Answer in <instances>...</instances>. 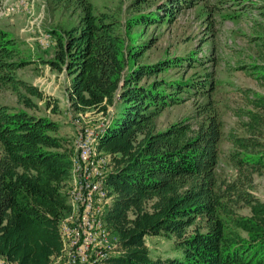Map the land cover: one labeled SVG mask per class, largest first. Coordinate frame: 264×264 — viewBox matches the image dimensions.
Returning <instances> with one entry per match:
<instances>
[{"label":"trees","instance_id":"1","mask_svg":"<svg viewBox=\"0 0 264 264\" xmlns=\"http://www.w3.org/2000/svg\"><path fill=\"white\" fill-rule=\"evenodd\" d=\"M49 1L78 16L52 29L54 55L42 59L67 74L70 107L103 114L114 108L97 144L111 157L105 182L112 197L104 216L117 246L108 263L264 264V200L253 192L254 175L264 173V93L240 90L237 126L226 134L234 173L224 174L218 168L224 122L214 80L209 73L202 79L160 73L191 67L203 54L146 60L153 41L132 31L199 0H169L148 11L139 4L149 0H132L136 11L123 30L113 12L92 0ZM27 62L17 40L0 28V88L22 104L0 101V255L12 264H51L63 251L60 223L71 209L65 188L74 145L58 132V120L36 112L34 97H49L17 73ZM252 66L264 77V63ZM188 97L195 99L191 114L157 126L161 110ZM153 235L172 237L181 255H152L145 239Z\"/></svg>","mask_w":264,"mask_h":264},{"label":"rangeland","instance_id":"2","mask_svg":"<svg viewBox=\"0 0 264 264\" xmlns=\"http://www.w3.org/2000/svg\"><path fill=\"white\" fill-rule=\"evenodd\" d=\"M92 1L97 9L113 12L120 20L121 30L124 28L126 18L136 11L131 5L132 0ZM166 1L169 0H149L141 2L139 6L142 11L154 10L160 3ZM220 2L221 0H199L183 6L177 5V8H171V12L165 14L163 21L135 24L132 31L138 33L139 37L153 41L143 56L146 60L154 61L165 56L184 55L188 52L203 54L202 62H197L191 67L169 66L160 73L169 76L185 73L186 76L196 79H202L209 73V77L214 80L212 95L224 122V136L218 142L220 150L218 168L220 172L232 175L234 167L227 154L233 146L226 138V134L237 126L234 107L242 101L240 90L250 87L264 93V77L252 66V63H264L261 54L264 51V14H260L262 9L264 11L262 6L264 0H228L222 7H215ZM77 17L76 13L61 5L55 6L49 0H0V28L17 40L21 53L29 59V62L17 69V73L38 85L49 97L46 100L34 97L38 103L36 112L58 120V132L73 142L72 172L68 187L65 188L69 201L71 190L85 183L78 169L74 167V163L75 165L84 163V159L80 157L83 151L81 128L96 130L90 140H86V144L93 143L92 150L97 154L91 161L100 164L99 175L92 179L102 181L103 176L110 170L111 157L100 152L97 144L100 128L107 123L114 111V108L110 107L108 114L92 110L75 112L70 107L68 99L67 74L50 67L42 60L54 55L55 37L52 29L66 28L74 24ZM204 98V95L198 96V100ZM194 100L193 97H188L179 103L167 105L156 117L157 126L164 127L178 118L191 114ZM0 101L18 107L22 105L8 88H0ZM55 103L58 109L53 111ZM253 192L264 200V173L254 175ZM242 211L246 212L247 209L244 208ZM111 238L116 241L113 232ZM145 241L152 255H181V250L174 245L172 237L153 235L147 236ZM114 253L115 251H112L111 255ZM56 260L52 258V264H55Z\"/></svg>","mask_w":264,"mask_h":264},{"label":"bare ground","instance_id":"3","mask_svg":"<svg viewBox=\"0 0 264 264\" xmlns=\"http://www.w3.org/2000/svg\"><path fill=\"white\" fill-rule=\"evenodd\" d=\"M96 131L91 134L92 137ZM92 144H85L83 157V164L75 165L74 167L78 169L81 177H83V184L79 185L76 189L71 190V198H70V211L65 215L62 222L60 223V233L63 242V251L59 256H54V260H56L55 264H69V256L71 252V241L73 239L72 226H79V217L81 214L80 207V194L84 185V200L86 202V213L87 215H91V223H93V229L98 230V234L102 239H110L113 243L108 244L107 248H100V255L98 256L97 264H109L108 258L111 255L112 251H116V241L114 242L111 238L113 230L111 229L109 223L105 219L104 213L108 203L111 201V194L109 193V189L107 188L105 177L103 176L102 181L97 180L95 184V180L92 179L94 176L99 175V165L98 162L91 161L95 159L94 157L97 155L96 151L92 150ZM96 154V155H95ZM111 167V166H110ZM101 168V167H100ZM73 172L74 168H73ZM82 181V180H81ZM107 210V209H106ZM97 212V213H96ZM66 219H70V221H66ZM65 259V260H64ZM0 264H12L5 257L0 255ZM52 264V261H51Z\"/></svg>","mask_w":264,"mask_h":264},{"label":"built area","instance_id":"4","mask_svg":"<svg viewBox=\"0 0 264 264\" xmlns=\"http://www.w3.org/2000/svg\"><path fill=\"white\" fill-rule=\"evenodd\" d=\"M83 132V151L86 140L96 130H85ZM83 151L80 157H83ZM81 176V175H80ZM97 179H95V184ZM84 185L80 194L81 214L79 217V226H72L73 239L71 241V252L69 256V264H97L100 248H107L108 244L113 243L110 239H102L98 230L93 229L91 223V215L86 213V202L84 200ZM97 213V212H96ZM70 221V219H66Z\"/></svg>","mask_w":264,"mask_h":264}]
</instances>
